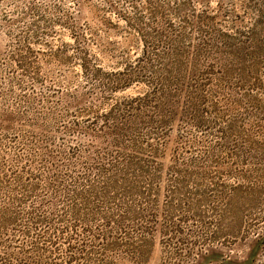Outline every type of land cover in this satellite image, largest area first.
<instances>
[{
  "label": "rangeland",
  "instance_id": "rangeland-1",
  "mask_svg": "<svg viewBox=\"0 0 264 264\" xmlns=\"http://www.w3.org/2000/svg\"><path fill=\"white\" fill-rule=\"evenodd\" d=\"M0 264H264V0H0Z\"/></svg>",
  "mask_w": 264,
  "mask_h": 264
}]
</instances>
